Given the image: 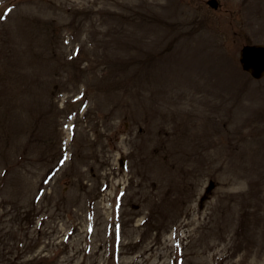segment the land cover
<instances>
[{"label":"rangeland","instance_id":"obj_1","mask_svg":"<svg viewBox=\"0 0 264 264\" xmlns=\"http://www.w3.org/2000/svg\"><path fill=\"white\" fill-rule=\"evenodd\" d=\"M218 1L0 0V264H264V0Z\"/></svg>","mask_w":264,"mask_h":264},{"label":"water","instance_id":"obj_2","mask_svg":"<svg viewBox=\"0 0 264 264\" xmlns=\"http://www.w3.org/2000/svg\"><path fill=\"white\" fill-rule=\"evenodd\" d=\"M208 3L214 8L218 7L217 0H209ZM239 55V61L244 70L249 71L255 78L264 75V45H243Z\"/></svg>","mask_w":264,"mask_h":264}]
</instances>
